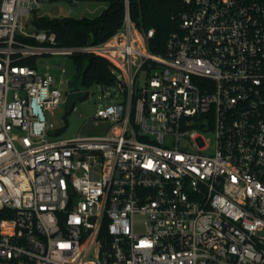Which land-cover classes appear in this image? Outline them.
Wrapping results in <instances>:
<instances>
[{
  "label": "built area",
  "instance_id": "1",
  "mask_svg": "<svg viewBox=\"0 0 264 264\" xmlns=\"http://www.w3.org/2000/svg\"><path fill=\"white\" fill-rule=\"evenodd\" d=\"M42 1L0 0V264H264V0H183L162 53L132 0L73 47L36 27ZM82 53L123 100L95 115L107 134L51 139L46 112L86 90L29 62Z\"/></svg>",
  "mask_w": 264,
  "mask_h": 264
},
{
  "label": "trees",
  "instance_id": "2",
  "mask_svg": "<svg viewBox=\"0 0 264 264\" xmlns=\"http://www.w3.org/2000/svg\"><path fill=\"white\" fill-rule=\"evenodd\" d=\"M184 7L183 0H132L131 14L139 28L145 31L151 28L155 30L150 44L153 52L162 53L169 35L179 30L180 14ZM123 19L121 1L112 0L109 8L96 18L41 17L35 18L34 24L38 29L54 32L59 47H73L108 40L121 28ZM72 59L80 74L83 89L94 85H116L117 75L114 69L118 71V67L109 59L89 53L74 55Z\"/></svg>",
  "mask_w": 264,
  "mask_h": 264
},
{
  "label": "rangeland",
  "instance_id": "3",
  "mask_svg": "<svg viewBox=\"0 0 264 264\" xmlns=\"http://www.w3.org/2000/svg\"><path fill=\"white\" fill-rule=\"evenodd\" d=\"M108 6L109 4L105 1H81L78 4H73L68 0H43L39 14L46 17H62L72 14L92 19L99 16ZM30 64L40 71L49 69L59 78L62 77L61 73L66 69L67 73L63 75L64 90L83 89L80 74L69 55L38 56ZM114 72L119 75L117 69H114ZM144 83L145 73L142 72L137 78L136 88L142 87ZM86 91L88 97L76 102V111L67 112L66 105H63L53 111L46 112L48 122L53 123L59 133L57 137L53 135L51 139L60 140L78 135L101 136L107 134L110 124L96 119L95 115L99 109L123 100V96L117 85L111 87L94 85L87 88ZM141 222V218H138L136 225Z\"/></svg>",
  "mask_w": 264,
  "mask_h": 264
},
{
  "label": "water",
  "instance_id": "4",
  "mask_svg": "<svg viewBox=\"0 0 264 264\" xmlns=\"http://www.w3.org/2000/svg\"><path fill=\"white\" fill-rule=\"evenodd\" d=\"M88 97V92L87 91H83V90H79L76 92H72L69 93L67 95V99H66V109L67 112H71L73 106L76 104V102L78 100H82Z\"/></svg>",
  "mask_w": 264,
  "mask_h": 264
}]
</instances>
